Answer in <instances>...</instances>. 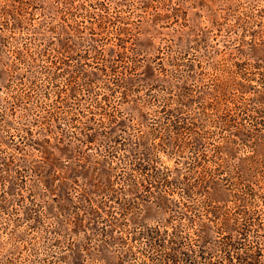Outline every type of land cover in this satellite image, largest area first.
Returning a JSON list of instances; mask_svg holds the SVG:
<instances>
[{"label":"rangeland","instance_id":"rangeland-1","mask_svg":"<svg viewBox=\"0 0 264 264\" xmlns=\"http://www.w3.org/2000/svg\"><path fill=\"white\" fill-rule=\"evenodd\" d=\"M0 264H264V0H0Z\"/></svg>","mask_w":264,"mask_h":264}]
</instances>
